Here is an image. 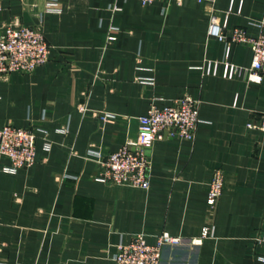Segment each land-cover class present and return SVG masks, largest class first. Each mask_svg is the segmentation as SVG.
Returning <instances> with one entry per match:
<instances>
[{
    "label": "crops",
    "instance_id": "crops-1",
    "mask_svg": "<svg viewBox=\"0 0 264 264\" xmlns=\"http://www.w3.org/2000/svg\"><path fill=\"white\" fill-rule=\"evenodd\" d=\"M213 11L228 35L255 37L264 0H0V34L32 25L51 45L32 72L0 73V126L37 131L33 165L0 156V264H115L118 243L163 232L184 241L161 264H264V73L222 75L225 61L249 68L253 50L211 37ZM186 94L199 101L196 135L153 143L149 188L97 178L140 115Z\"/></svg>",
    "mask_w": 264,
    "mask_h": 264
},
{
    "label": "built area",
    "instance_id": "built-area-1",
    "mask_svg": "<svg viewBox=\"0 0 264 264\" xmlns=\"http://www.w3.org/2000/svg\"><path fill=\"white\" fill-rule=\"evenodd\" d=\"M143 4L155 0H140ZM169 1V0H167ZM182 3L184 0H175ZM214 1V0H210ZM260 31L257 36L247 35L246 30L235 27L231 34L226 33V21L213 11L210 16L208 33L211 37L229 43H249L253 58L249 68L240 67L230 61L224 62L222 75L233 78L244 73L249 79L259 81L264 73V16L257 23ZM110 40L114 36H109ZM51 45L39 28L21 23H9L0 34V73L13 71L32 72L36 67L46 63L50 57ZM229 52L227 46L226 54ZM207 73L217 75L219 62L208 61ZM79 109L84 111L85 106ZM199 101L190 95H183L171 104L153 103L148 111L139 116V134L130 139L119 149L107 155L102 163L103 170L98 179L107 183L131 185L149 188L151 158L148 150L156 140L184 137L193 139L200 123ZM252 126V125H251ZM259 128L264 130V117ZM37 131L33 127H23L11 123L0 126V156L10 159L13 170L28 167L36 160ZM224 171L215 169L208 190V203L215 207L222 195ZM208 229L204 230L206 236ZM202 238L192 239L199 243ZM184 241L183 237L163 232L155 244L149 243L143 233L133 235L128 243H118L113 255L115 264H161L163 250L166 246H175ZM257 241L264 243V231L257 236ZM264 262V255L261 257Z\"/></svg>",
    "mask_w": 264,
    "mask_h": 264
},
{
    "label": "water",
    "instance_id": "water-1",
    "mask_svg": "<svg viewBox=\"0 0 264 264\" xmlns=\"http://www.w3.org/2000/svg\"><path fill=\"white\" fill-rule=\"evenodd\" d=\"M149 152V151H148Z\"/></svg>",
    "mask_w": 264,
    "mask_h": 264
}]
</instances>
